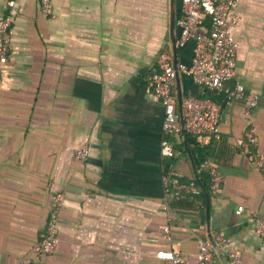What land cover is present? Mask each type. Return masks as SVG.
I'll use <instances>...</instances> for the list:
<instances>
[{"label": "crops", "instance_id": "1", "mask_svg": "<svg viewBox=\"0 0 264 264\" xmlns=\"http://www.w3.org/2000/svg\"><path fill=\"white\" fill-rule=\"evenodd\" d=\"M51 5L46 15L40 0H0V17L12 23L0 71V264H23L59 192V245L42 264H166L161 249L198 264L200 238L212 242L216 264H231V251L240 264H264L249 220L264 216V172L242 144L253 124L264 152V0H239L235 77L212 89L178 74L175 111L181 117L183 97L212 98L220 133L199 142L181 119L174 157L161 153L167 107L148 86L163 52L192 61L194 41L178 44L177 22L173 43L171 0ZM175 11L177 20L181 0ZM237 83L259 95L251 116L244 100L228 97ZM190 138L210 149L207 161L223 174L209 199L179 200L164 182L197 176ZM83 148L86 160L76 156Z\"/></svg>", "mask_w": 264, "mask_h": 264}, {"label": "built area", "instance_id": "2", "mask_svg": "<svg viewBox=\"0 0 264 264\" xmlns=\"http://www.w3.org/2000/svg\"><path fill=\"white\" fill-rule=\"evenodd\" d=\"M46 15L52 14L51 0H40ZM239 0H181V11L176 20L180 28L178 44L194 41V53L190 64L176 61L169 52H163L159 59V70L148 78V86L154 95L167 107L163 121L164 137L161 142V153L166 157L176 155L175 142L182 131L183 119L186 131L199 142L211 137H219V116L221 105L212 98L186 96L181 100L182 115L174 109L176 98L173 94L174 85L179 73L190 75L199 84L212 89L222 88L224 83L236 76V56L238 41L233 28L240 20L238 12ZM11 19L0 17V71L9 61L12 50ZM202 27V29H200ZM230 99L244 100V111L251 116L258 106L259 95L249 96L242 83L227 89ZM259 135L255 125L249 127L242 144L248 159L257 164L264 172V152L259 149ZM87 149H78L76 156L81 160L88 157ZM206 166L211 175L213 191L221 188L223 174L219 168L207 161ZM167 186L171 185L175 197H185L188 193H200L201 189L195 181L182 182L177 176L168 174L164 177ZM65 194L59 192L52 197V206L47 224L40 238L30 247L23 259V264H42V257L53 253L59 245L58 219ZM243 206L238 208L242 211ZM251 227L264 244V216L251 215ZM221 239V235L218 236ZM198 264H216L215 250L208 239L198 240ZM231 264H240L241 256L231 251ZM157 257L164 259L166 264H191L187 254L173 249H161Z\"/></svg>", "mask_w": 264, "mask_h": 264}, {"label": "trees", "instance_id": "3", "mask_svg": "<svg viewBox=\"0 0 264 264\" xmlns=\"http://www.w3.org/2000/svg\"><path fill=\"white\" fill-rule=\"evenodd\" d=\"M190 144H194L195 147L191 149L193 159H194V166L198 171L197 176L194 178V181L201 189L200 193H188L185 197H180L177 199H187L188 197H201L204 199L206 193H212L213 189L211 187V175L209 169H206L204 164L207 162L208 155L210 153V149L205 146H202L197 142L195 138L189 139ZM193 142V143H192ZM183 148V144L181 145ZM184 149V148H183ZM207 173V175H206Z\"/></svg>", "mask_w": 264, "mask_h": 264}, {"label": "water", "instance_id": "4", "mask_svg": "<svg viewBox=\"0 0 264 264\" xmlns=\"http://www.w3.org/2000/svg\"><path fill=\"white\" fill-rule=\"evenodd\" d=\"M171 36H172V39H173V43L174 45L176 44V38L174 36V32H175V28H176V11H175V0H171ZM178 78V76H177ZM184 132L186 133V137H188V133L186 131V128L184 127ZM208 199L210 198V195L208 193H206ZM208 207H209V204H208ZM216 245V243H215Z\"/></svg>", "mask_w": 264, "mask_h": 264}]
</instances>
